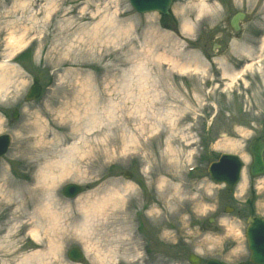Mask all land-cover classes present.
<instances>
[{
    "label": "rangeland",
    "instance_id": "obj_1",
    "mask_svg": "<svg viewBox=\"0 0 264 264\" xmlns=\"http://www.w3.org/2000/svg\"><path fill=\"white\" fill-rule=\"evenodd\" d=\"M0 66V264H72L73 247L81 264H249L246 221L264 217V177L248 175V146L264 142V0H175L165 18L128 0H0ZM220 154L243 161L231 193L207 174ZM69 184L83 193L64 199Z\"/></svg>",
    "mask_w": 264,
    "mask_h": 264
},
{
    "label": "water",
    "instance_id": "obj_2",
    "mask_svg": "<svg viewBox=\"0 0 264 264\" xmlns=\"http://www.w3.org/2000/svg\"><path fill=\"white\" fill-rule=\"evenodd\" d=\"M133 9L138 13L158 12L162 15H167L172 0H129ZM244 15L239 13L231 20V27L234 31L239 30V21L243 19ZM29 95L28 101H32L39 96L40 87L37 85V80L34 81ZM16 113H14V118ZM8 147L7 138L0 137V156L3 155ZM264 145L260 140H255L249 151L252 157V165L250 169L251 176H259L264 174V163L262 160V152ZM241 163L232 156H222L218 163L212 164L208 169L210 177L213 182L217 184L224 183L227 191H231L239 180V171ZM127 178L131 176L126 174ZM81 192V188L77 186H67L63 194L67 198H72ZM246 238L248 249L250 251V262L253 264H264V219L251 217L248 220V227L246 230ZM68 259L72 263L83 262V255L78 249H71L68 253ZM191 264H199V259L194 256H189ZM206 264H221L216 261H208Z\"/></svg>",
    "mask_w": 264,
    "mask_h": 264
},
{
    "label": "bare ground",
    "instance_id": "obj_3",
    "mask_svg": "<svg viewBox=\"0 0 264 264\" xmlns=\"http://www.w3.org/2000/svg\"><path fill=\"white\" fill-rule=\"evenodd\" d=\"M202 7L204 6V4H202L201 5ZM187 28V30H190V26L189 27H186ZM20 30L23 32V33H26L27 32V28L26 27H24V26H22L21 28H20ZM19 46V44L15 41V39L12 37V33H11V35H10V37L8 38V42H7V47H9V48H12V51L13 50H16V48ZM20 47V46H19ZM179 68H181V67H179ZM189 67H187L186 69H188ZM1 69H3L2 68V66H0V92L2 91V89H4L5 88V84L7 83V81H6V74H3V71L1 70ZM194 69H198V66H195L194 67ZM4 70V69H3ZM181 70H184V68H181ZM226 74H224V76H225ZM68 140H69V138H67L66 137V139H65V142H68ZM52 187V188H51ZM53 187L54 186H50L49 187V189H50V191H51V193L53 192ZM166 189H163V191H161L160 192V194L162 195L163 194V196L166 194ZM168 194H169V192H168ZM168 194H167V196H168ZM181 193H180V191H177L176 190V194H172L173 195V199H170L169 200V202L171 203L172 201L174 202V201H176V200H178L177 198L179 197V195H180ZM166 196V197H167ZM176 196H178V197H176ZM53 197V196H52ZM51 201H52V204L54 203V200L51 198ZM122 203H123V200L121 201ZM178 202V201H177ZM121 203V205H120V209L122 208V204ZM180 203V202H179ZM48 206H50V207H52L51 205H49L48 204ZM51 209V208H50ZM125 211V210H124ZM120 213H121V211H120ZM122 214V213H121ZM95 215H99V213L98 212H95ZM159 218L160 217H158V218H156L157 220H159ZM127 218H125V220H126ZM123 220H124V217H123Z\"/></svg>",
    "mask_w": 264,
    "mask_h": 264
}]
</instances>
